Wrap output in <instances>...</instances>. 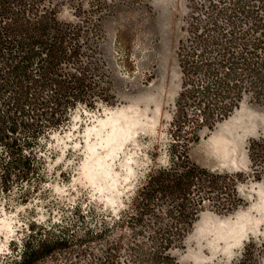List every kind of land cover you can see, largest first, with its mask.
<instances>
[{"label": "rangeland", "instance_id": "rangeland-1", "mask_svg": "<svg viewBox=\"0 0 264 264\" xmlns=\"http://www.w3.org/2000/svg\"><path fill=\"white\" fill-rule=\"evenodd\" d=\"M218 1L81 0L91 49L80 61L87 62L93 96L37 137L34 179L12 182L7 191L0 186V264L18 259L26 235L61 230L71 245L51 249L35 264H90L106 245L116 247L117 260H131L133 243L147 245L146 226L130 228L120 217L147 174L168 164V128L181 80L177 54L222 18ZM57 7L60 20H74L71 4ZM257 138H264V104L245 97L226 118L201 128L188 147L189 163L239 173L240 180L234 198L228 185L218 188V178L191 187L189 205L197 211L188 226H175L185 235L169 251L179 263L264 264V153L251 158L247 152ZM168 199L155 194L153 213L164 215ZM86 231L83 252L74 243Z\"/></svg>", "mask_w": 264, "mask_h": 264}, {"label": "trees", "instance_id": "trees-1", "mask_svg": "<svg viewBox=\"0 0 264 264\" xmlns=\"http://www.w3.org/2000/svg\"><path fill=\"white\" fill-rule=\"evenodd\" d=\"M52 1L0 0V186L4 191L12 182L34 179L32 151L37 137L61 125L76 103L93 96L87 62L80 61L85 48L91 49L86 44L90 29L85 26L81 0ZM62 1L71 4L74 20L57 17ZM218 3L222 18L210 22L206 33L194 35V47L181 46L177 54L181 80L168 128V164L147 174L130 211L120 217L130 228L146 226L141 231L147 245L133 243L131 260H117L116 247L106 245L90 264H134L139 259L143 264H181L169 251L185 235L175 226H188L197 211L189 205L194 184L205 177L218 178V188L228 185L231 197L235 196L239 173L191 164L187 149L201 128L210 129L226 118L243 98L264 104V0ZM247 152L251 158L263 155L264 138L251 139ZM253 164L256 173L260 165ZM155 194L171 199L162 216L151 210ZM88 234L74 243L83 252L80 244ZM70 240L64 230L26 235L19 242L18 259L6 264H35L51 249L71 245Z\"/></svg>", "mask_w": 264, "mask_h": 264}, {"label": "bare ground", "instance_id": "bare-ground-1", "mask_svg": "<svg viewBox=\"0 0 264 264\" xmlns=\"http://www.w3.org/2000/svg\"><path fill=\"white\" fill-rule=\"evenodd\" d=\"M88 176H90V177H91V176H93V174H91V173H88Z\"/></svg>", "mask_w": 264, "mask_h": 264}]
</instances>
